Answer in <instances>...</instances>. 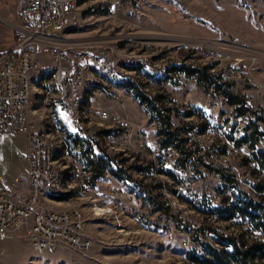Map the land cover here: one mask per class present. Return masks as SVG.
I'll return each instance as SVG.
<instances>
[{"label": "built area", "instance_id": "1", "mask_svg": "<svg viewBox=\"0 0 264 264\" xmlns=\"http://www.w3.org/2000/svg\"><path fill=\"white\" fill-rule=\"evenodd\" d=\"M142 1L26 0L20 8L13 46L0 54V137H25L27 182L18 174L0 175V239L21 236L40 252L63 246L88 251L94 237L81 206L87 198L92 215L126 217L169 243L179 236L181 246L199 258L264 244V86L228 90L235 98L231 103L228 97L222 102L187 98L171 142L146 152V128L110 103L128 84L148 90L165 80L170 73L162 58L126 56L125 48L116 46L100 55L76 53L58 38ZM176 16L185 19L179 8ZM218 47L201 42L185 53L188 59L223 65L220 82L229 86L264 58L256 52L229 57L225 51L241 49ZM99 99L108 104H98ZM52 106L66 119L68 131L53 120ZM144 108L149 123H155L156 109L149 103ZM72 141L111 168L117 157H147L132 174L148 180L151 195L144 201L122 188H103L72 156Z\"/></svg>", "mask_w": 264, "mask_h": 264}, {"label": "rangeland", "instance_id": "2", "mask_svg": "<svg viewBox=\"0 0 264 264\" xmlns=\"http://www.w3.org/2000/svg\"><path fill=\"white\" fill-rule=\"evenodd\" d=\"M176 8L183 11L184 20L177 18ZM1 32H7L2 22ZM58 38L76 53L84 50L100 55L109 46H116L125 48L126 56L138 54L151 59L162 58L161 64L170 73L165 80L153 82L148 90L128 84L119 100L110 103L113 110L131 123L146 128L144 141L146 152H149L164 143L166 132L181 127L184 100L222 102L223 97H227L223 93L226 87L217 86L226 73L223 65L188 59L185 53L188 46L203 42L205 45L211 43L213 47L220 45L218 48H221L224 43L241 49L225 51L224 54L229 57L248 58L250 53L255 52L264 56V0H143L130 11H117L110 20L100 17L91 19L87 28ZM257 63L253 65L254 68L257 66L253 71H244L241 81L228 86L227 91L243 92L247 84L264 86V58ZM179 66L198 70L208 68L207 74L216 78L217 85L201 80L198 74L190 76L172 70ZM137 89L153 103L137 97ZM97 102L108 104L102 99ZM145 103L158 110L155 123H149ZM50 112L57 126L68 131L67 121L59 109L52 106ZM43 113L46 114V111ZM70 149L72 156L100 181L103 188L106 189L107 185L122 188L144 201L151 195L152 191L147 188L148 180L144 179L142 183L132 174L138 164L147 162V157H117L112 153L127 176L119 181L107 176L108 170L104 166L98 170L88 165L93 156L88 154V148L81 142H70ZM25 154L26 140L23 135L1 136L0 175L18 174L26 183ZM74 202L61 204L58 209H65ZM82 202L88 220L87 231L94 237L90 250L82 252L63 246L52 253L40 252L32 248L28 239L14 236L0 239V264H192L187 259L189 252L181 246V237L175 236L169 243L166 237L156 236L126 217L119 219L111 214L96 217L88 211L87 198Z\"/></svg>", "mask_w": 264, "mask_h": 264}, {"label": "trees", "instance_id": "3", "mask_svg": "<svg viewBox=\"0 0 264 264\" xmlns=\"http://www.w3.org/2000/svg\"><path fill=\"white\" fill-rule=\"evenodd\" d=\"M172 70H176L178 72L185 73V74L190 75V76L194 75V74H198L201 80H204V81L209 80L214 84L217 83V80L213 75L207 74L208 68H201L198 70V69H192L188 66H179V67H174V69H172ZM217 86L227 88L229 85L219 84ZM226 88H225V90L223 89V93L225 95H227L230 103L234 102L235 98L232 97L231 93H229V91H227ZM135 95L137 97H140L142 101L148 100L151 103H153L152 100H150L149 98H146L145 95L143 93H141L138 89L135 91ZM156 111L158 113V110H156ZM164 122H165V125H167V123H166L167 119H165ZM166 133H167L166 138H165L163 144L170 143L171 138L173 136L172 132H166ZM93 157L89 162L90 164H88V165H90L94 168H97L98 170L101 166H104L105 168H107L106 170H108V172L115 179H117L119 181H123L124 178L127 177L126 174L123 172L120 164H118V162L116 163L115 168H111L108 166L106 161H104L102 159H97L95 157L93 158ZM97 169H94V170H97ZM94 175H96V174H94ZM128 179H130V178H128ZM66 198L67 197H63V196L59 197L60 200H66ZM187 259L192 264H264V244H253L247 250H244V251L237 250L233 254H229V255L227 254L225 256L219 255V254H214L211 260L199 258V257H197L191 253H188Z\"/></svg>", "mask_w": 264, "mask_h": 264}, {"label": "crops", "instance_id": "4", "mask_svg": "<svg viewBox=\"0 0 264 264\" xmlns=\"http://www.w3.org/2000/svg\"><path fill=\"white\" fill-rule=\"evenodd\" d=\"M25 2L26 0H0V22L7 27V32L0 34V54L13 46V28L19 25V10Z\"/></svg>", "mask_w": 264, "mask_h": 264}]
</instances>
